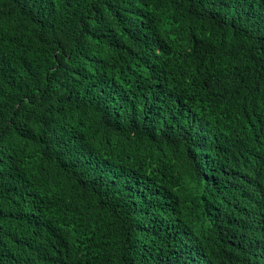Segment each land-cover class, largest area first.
<instances>
[{
  "label": "trees",
  "instance_id": "trees-1",
  "mask_svg": "<svg viewBox=\"0 0 264 264\" xmlns=\"http://www.w3.org/2000/svg\"><path fill=\"white\" fill-rule=\"evenodd\" d=\"M0 264H264V0H0Z\"/></svg>",
  "mask_w": 264,
  "mask_h": 264
}]
</instances>
